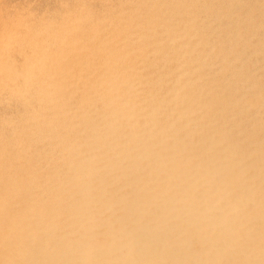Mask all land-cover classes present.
<instances>
[{"label":"bare ground","instance_id":"bare-ground-1","mask_svg":"<svg viewBox=\"0 0 264 264\" xmlns=\"http://www.w3.org/2000/svg\"><path fill=\"white\" fill-rule=\"evenodd\" d=\"M0 264H264V0H0Z\"/></svg>","mask_w":264,"mask_h":264}]
</instances>
